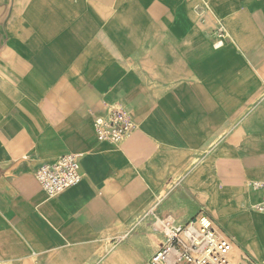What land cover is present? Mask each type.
Segmentation results:
<instances>
[{"label":"crops","instance_id":"obj_1","mask_svg":"<svg viewBox=\"0 0 264 264\" xmlns=\"http://www.w3.org/2000/svg\"><path fill=\"white\" fill-rule=\"evenodd\" d=\"M115 107L136 126L97 140ZM80 156L50 199L37 170ZM264 0H0V264H151L208 214L264 264Z\"/></svg>","mask_w":264,"mask_h":264},{"label":"built area","instance_id":"obj_2","mask_svg":"<svg viewBox=\"0 0 264 264\" xmlns=\"http://www.w3.org/2000/svg\"><path fill=\"white\" fill-rule=\"evenodd\" d=\"M97 140L112 144L125 142L136 130L131 114L111 107L105 116L94 119ZM36 180L50 198H56L83 180L80 156L68 154L54 163L41 166ZM254 189L264 190V184H252ZM264 214V196L256 205ZM165 241L151 259V264H231L234 248L231 237L221 230L206 213L192 222L165 230Z\"/></svg>","mask_w":264,"mask_h":264}]
</instances>
